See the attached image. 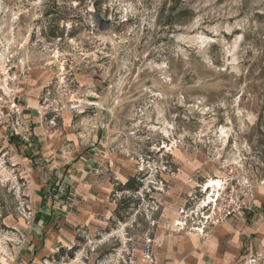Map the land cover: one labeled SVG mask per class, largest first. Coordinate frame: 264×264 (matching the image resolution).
Returning a JSON list of instances; mask_svg holds the SVG:
<instances>
[{"label":"rangeland","instance_id":"1","mask_svg":"<svg viewBox=\"0 0 264 264\" xmlns=\"http://www.w3.org/2000/svg\"><path fill=\"white\" fill-rule=\"evenodd\" d=\"M0 55V264H264V0H0Z\"/></svg>","mask_w":264,"mask_h":264},{"label":"built area","instance_id":"2","mask_svg":"<svg viewBox=\"0 0 264 264\" xmlns=\"http://www.w3.org/2000/svg\"><path fill=\"white\" fill-rule=\"evenodd\" d=\"M6 56L5 60L0 55V125L18 133L21 129L23 107L19 101V89L14 79L15 75L11 74L10 58ZM220 198L218 194L207 202V206L214 203Z\"/></svg>","mask_w":264,"mask_h":264},{"label":"trees","instance_id":"3","mask_svg":"<svg viewBox=\"0 0 264 264\" xmlns=\"http://www.w3.org/2000/svg\"><path fill=\"white\" fill-rule=\"evenodd\" d=\"M74 1L82 2L83 3L86 0H74ZM165 23H167V22H165ZM50 35H51V37L57 36V34H55V33H51ZM9 141L12 142V138H9ZM114 184L116 185V187L113 188L111 195H113L115 192H118V191L132 192L134 195H136L141 190L142 185H143L142 182H140V181L137 182L136 181V178L134 176L133 177L132 176H129L126 179V181L123 182V183H121V182H115ZM118 212H119L118 207H116L114 209L113 213H114V215H117ZM110 220H113V218L109 219V221ZM79 240H80V238L78 236H76L75 242L76 241H79ZM76 248H77V246H76V244H74L68 250V252H66L63 247H60L57 250V252H54V256H57L58 257L59 254H62V253H65V252L68 255H72L74 253V251H75Z\"/></svg>","mask_w":264,"mask_h":264},{"label":"crops","instance_id":"4","mask_svg":"<svg viewBox=\"0 0 264 264\" xmlns=\"http://www.w3.org/2000/svg\"><path fill=\"white\" fill-rule=\"evenodd\" d=\"M37 128V127H36ZM35 135H36V133H35ZM39 137V136H38ZM36 139V138H35ZM35 141V140H34ZM37 141H39V142H41L40 140H38L37 139ZM35 146V150H34V152H33V156H35V158L34 159H38V160H42V154H41V152H40V150H39V147H38V143L36 144V145H34ZM32 157V156H31ZM33 159V160H34ZM232 237H231V239H230V244L231 245H235V247L236 248H238L239 247V245H240V240H239V238H238V235H236V234H232L231 235ZM75 238H76V236H72V240H71V242H72V244H74L75 243ZM58 247H64L63 245H59ZM57 247V248H58ZM230 247V246H229ZM235 251H237V250H235ZM234 251V252H235ZM233 252H230L229 251V248H228V250L226 251V253H217L216 255H212L211 256V261L213 260V258H214V260L212 261V263L213 264H229L230 262H231V260L233 259V256H234V254H232Z\"/></svg>","mask_w":264,"mask_h":264},{"label":"water","instance_id":"5","mask_svg":"<svg viewBox=\"0 0 264 264\" xmlns=\"http://www.w3.org/2000/svg\"><path fill=\"white\" fill-rule=\"evenodd\" d=\"M93 18L96 22V24L98 25V28L100 30H107L110 27V22L104 20L99 14H94Z\"/></svg>","mask_w":264,"mask_h":264},{"label":"bare ground","instance_id":"6","mask_svg":"<svg viewBox=\"0 0 264 264\" xmlns=\"http://www.w3.org/2000/svg\"><path fill=\"white\" fill-rule=\"evenodd\" d=\"M211 186L213 188L220 186V181L219 180H214V181L210 180L209 183H207V187H211Z\"/></svg>","mask_w":264,"mask_h":264}]
</instances>
